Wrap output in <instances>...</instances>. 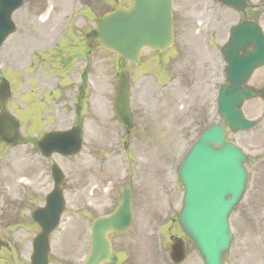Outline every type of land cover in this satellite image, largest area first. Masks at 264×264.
I'll return each instance as SVG.
<instances>
[{"label": "rangeland", "instance_id": "obj_1", "mask_svg": "<svg viewBox=\"0 0 264 264\" xmlns=\"http://www.w3.org/2000/svg\"><path fill=\"white\" fill-rule=\"evenodd\" d=\"M81 1L87 3L85 8L78 0H25V5L13 14L17 30L0 52V79L6 77L13 83L7 106L17 117L23 116L22 142L12 147L0 143V264H31L32 240L40 231L31 213L44 205L46 194L54 186L53 162L65 172L66 209L60 226L51 235L50 264L84 262L95 206H99V214L111 210L127 183L133 188L134 223L126 234L111 237L117 264H176L170 259V244L176 236L186 241L187 256L180 264H204L178 221L182 186L179 181L175 188L168 186L162 175H177L176 170L167 174L166 164L181 161L199 125L220 120L215 108L220 82L210 91L203 87L212 65L219 60L207 57L200 43L206 19L202 1L176 0V45L165 57L144 51L145 67H136L95 44L89 87L95 94V105L83 104L84 149L73 157L44 158L36 141L44 130L65 128L67 120L72 119L73 96L68 92V82L73 78L67 74L79 63L76 58L66 70L62 69L60 63L69 59L56 58L51 42L66 40L65 51L72 55L70 51L77 50L74 34H84L115 2ZM249 3L248 18L259 21L264 30L263 0ZM215 11L214 42L221 48L229 39L231 26L241 21L243 14L220 4H215ZM79 19L82 21L76 22ZM48 39L51 42L44 49L40 43ZM34 50L42 53L32 58L33 62L42 58L44 69L40 73L51 80L55 73L65 75L60 80L63 88L57 93L65 94L64 101L53 100L56 92L51 89L40 90L37 78L28 80L31 69L25 68V61ZM17 63L21 64L18 68ZM40 65L41 61L36 60L33 71ZM121 68L130 76L135 126L129 132L119 125L113 111ZM247 85L264 87V66L253 73ZM29 99L32 104L28 108ZM243 110L256 126L244 131L228 128L229 140L248 155L249 179L243 199L230 215L233 240L224 264H264V100H248ZM26 112L37 120L36 125L25 117Z\"/></svg>", "mask_w": 264, "mask_h": 264}, {"label": "water", "instance_id": "obj_2", "mask_svg": "<svg viewBox=\"0 0 264 264\" xmlns=\"http://www.w3.org/2000/svg\"><path fill=\"white\" fill-rule=\"evenodd\" d=\"M245 11L247 0H221ZM23 0H0V46L15 30L11 18L13 11L22 6ZM171 6L169 0H135L129 9L117 5L111 13L99 20L88 39L118 52L127 59L139 61L145 46L164 50L172 39ZM253 46L252 50L248 47ZM228 61L227 82L221 89L220 108L224 122L209 128L193 147L180 168L186 195L180 222L186 233L199 249L205 264H223V256L229 250L232 234L228 216L246 189L248 172L244 167L246 156L226 139L225 123L234 129L252 127L253 122L244 118L241 107L246 99L264 98V89L256 91L244 87L252 71L264 64V35L258 23L245 19L231 34L225 49ZM10 96L6 79L0 83V141L16 144L21 140L19 121L5 106ZM114 109L125 126L132 127L133 119L129 104V83L122 71L114 100ZM82 131L75 126L65 131H50L39 140L38 147L45 156L60 153L64 156L77 154L82 148ZM56 187L47 197L46 206L33 213L41 232L33 242L32 264H49V236L58 226L65 208L62 192L63 172L57 165L52 167ZM131 190L124 191L121 204L92 225L91 249L84 264H114L108 238L110 231L123 233L132 223ZM172 258L179 262L185 257L184 242L176 239L172 245Z\"/></svg>", "mask_w": 264, "mask_h": 264}, {"label": "flooded vegetation", "instance_id": "obj_3", "mask_svg": "<svg viewBox=\"0 0 264 264\" xmlns=\"http://www.w3.org/2000/svg\"><path fill=\"white\" fill-rule=\"evenodd\" d=\"M127 1H130V0H127ZM203 8V6H201ZM175 15V14H174ZM175 18V16H174ZM175 39H176V36H175ZM84 52L88 53L90 55V57L92 56V54L95 52V43L93 45H89L87 44L85 41H84ZM41 45H45L46 42L45 41H41L40 43ZM89 47H88V46ZM176 45V40L174 42V45L173 47ZM35 53V50L32 51L29 55V58L31 59L33 57V54ZM71 62V59L69 60ZM42 64V63H41ZM62 65H64L63 67H65V62H62L61 63ZM30 67H35V63L34 62H31L29 61V64H28ZM67 65H69L67 63ZM93 63L90 62V65L88 67L85 68V70H82V73H83V78H81L79 80V84H78V99L80 100V103L82 101H85L86 104L91 107L93 104L95 105V94L92 90H89V87L92 83V76H93V73L91 71V67H92ZM32 79H36V84L37 85H40V86H44V87H48L49 88V85L50 84H53V83H56V84H60V80L61 79H64V74L62 73L61 76L59 77V80L57 81L56 78H57V75L55 74L53 76V81L52 82H49L48 78L39 72V68L36 69V71H32ZM68 76L72 77L73 79H75V73H74V70L72 71V73H68L67 74ZM73 79H71V82L73 81ZM73 88H75V85H71L69 87L70 90H72ZM81 111H82V106L80 105L76 111V115L79 116L81 114ZM85 121V120H84ZM96 209V208H95Z\"/></svg>", "mask_w": 264, "mask_h": 264}]
</instances>
